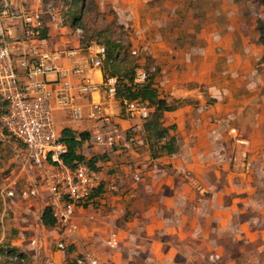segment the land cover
Returning <instances> with one entry per match:
<instances>
[{
  "label": "crops",
  "instance_id": "1",
  "mask_svg": "<svg viewBox=\"0 0 264 264\" xmlns=\"http://www.w3.org/2000/svg\"><path fill=\"white\" fill-rule=\"evenodd\" d=\"M227 18L190 48L154 28L155 87L168 103L183 101L164 112L175 126L172 153L152 157L144 123L106 102L112 121L134 137L128 149L107 151L113 173L99 174L102 190L75 208L72 223L87 215L97 221L107 264H264L263 47L253 26L242 31L236 17ZM56 37L51 49L69 44ZM90 76L99 82L96 72Z\"/></svg>",
  "mask_w": 264,
  "mask_h": 264
},
{
  "label": "rangeland",
  "instance_id": "2",
  "mask_svg": "<svg viewBox=\"0 0 264 264\" xmlns=\"http://www.w3.org/2000/svg\"><path fill=\"white\" fill-rule=\"evenodd\" d=\"M42 1L44 5L57 4L66 13L68 29L61 38L56 37L55 41L60 38L62 42L69 41L68 46H85L91 41L101 44L108 39L120 45L121 64L118 70L121 73L117 77L122 92L135 68L144 69L150 80L160 73V68L152 58V49L160 42L155 35V27L164 32L158 31L162 40L171 44L183 43L187 48L192 44L202 46L208 32L230 22L228 16L238 19L237 23L242 31L253 26L251 32L259 34L258 21L264 27V4L261 0ZM69 29L74 33L69 34ZM249 37L252 38V35L249 34ZM82 45L80 46L83 47ZM260 62L264 63V48ZM124 69L131 72L123 78ZM176 103L182 105L183 101L173 99L169 102L171 106ZM110 107L113 112H118L120 106L113 104ZM149 107L150 116L144 122L146 136L154 147V153L164 154L157 148L158 133L160 129L171 130L172 127L165 124L164 113L156 112L150 104ZM53 121L57 135H60L63 128L78 130L80 126L91 137L93 135L92 122L71 120L64 112H53ZM156 122L158 126L154 129L153 123ZM131 129L124 131L128 140L134 137ZM174 129L175 126L172 130ZM173 147L175 150V143ZM80 148L86 159L104 155L98 161L100 175L113 173L110 166L106 165V159H109L108 150L95 146L93 138L90 142L85 141ZM117 149L119 148L114 147L113 151ZM47 202L48 195L40 171L29 162L23 145L0 128V264H68L81 257L84 252L110 260L106 257V237L99 229L97 221L87 215L78 219L71 232L57 225L45 226L40 217ZM92 202H86L84 207ZM92 205L94 210L98 209L99 200ZM128 264L135 263L130 260Z\"/></svg>",
  "mask_w": 264,
  "mask_h": 264
},
{
  "label": "built area",
  "instance_id": "3",
  "mask_svg": "<svg viewBox=\"0 0 264 264\" xmlns=\"http://www.w3.org/2000/svg\"><path fill=\"white\" fill-rule=\"evenodd\" d=\"M65 14L61 6L44 5L42 0H0V128L23 145L29 162L41 173L55 225L71 232L75 208L92 200L101 179L85 161L65 164L68 147L54 131L53 112H64L74 121L89 120L92 137L86 131V139L75 135V140L93 138L95 146L111 150L128 149L131 141L106 113V104L118 103L125 119L142 124L151 109L147 101L118 96L119 78L103 73L102 44L91 41L86 47L67 44L51 49L53 37L68 29ZM93 72L99 82L90 78ZM148 81L149 74L135 68L127 86L137 90ZM168 138H160L158 144ZM75 261L107 264L89 252Z\"/></svg>",
  "mask_w": 264,
  "mask_h": 264
},
{
  "label": "trees",
  "instance_id": "4",
  "mask_svg": "<svg viewBox=\"0 0 264 264\" xmlns=\"http://www.w3.org/2000/svg\"><path fill=\"white\" fill-rule=\"evenodd\" d=\"M261 3L264 4V0H261ZM74 22V21H73ZM257 29H258V33H259V43L263 46L264 48V27L261 24L260 21H258L257 23ZM90 43V42H89ZM88 43V44H89ZM88 44H86L83 47H86ZM105 48H106V60L104 62V68H103V73L105 76H118L119 73H121V71H119L118 69H120V64H121V60L119 59L120 56V50L121 47L120 45L116 44V43H112L110 42L108 39L104 40L101 43ZM124 72V76H128V74L131 72L130 70L127 72ZM132 76L129 78V83L131 82ZM118 96L119 97H124V98H128V99H141L144 101H147L148 104H150V106L153 107V109L156 112H160V113H164V112H170L175 110L176 108H178L180 105L178 103H176L175 106H171V104H169L164 98L160 97V94L157 90V88L155 87V83L152 80L149 79V81L142 86L141 88L134 90L132 89V87L130 86H124V91L122 92L120 89L118 90ZM158 126V123L156 122L155 124L153 123V128L156 129ZM172 129L174 128L173 125H171ZM158 140L162 137H169L168 138V142L164 143L163 145H159L158 144V150L163 151L162 153L164 154H170L174 151V147H173V143H174V137L173 136H169L168 134V130L167 129H160L159 133H158ZM81 137V139H86L87 138V134L85 133H81L79 135ZM60 139L62 141H64L68 147V152L66 155H64V162L66 165L68 166H73L74 162H80V161H85L91 168H94L98 171V167H95L96 163L98 162L99 158H104V155L101 157H90L89 159H86L83 155H79L76 153V148L79 145V142L75 140V134L68 130V129H63L61 131V135H60ZM148 139V137H147ZM149 140V139H148ZM156 149V148H155ZM149 150L151 153L152 157H157L159 155V153L156 154V152L154 153V147H152L149 144ZM157 150V149H156ZM161 154V153H160ZM102 184H100L97 189H95L89 199H93L96 196L99 195L101 189ZM40 220L42 222L43 225L48 226V227H54L55 226V219L51 216L50 213V208L48 206H46L42 213H41V217ZM68 264H76L75 259L71 260Z\"/></svg>",
  "mask_w": 264,
  "mask_h": 264
}]
</instances>
